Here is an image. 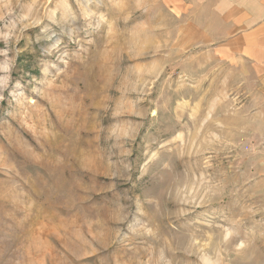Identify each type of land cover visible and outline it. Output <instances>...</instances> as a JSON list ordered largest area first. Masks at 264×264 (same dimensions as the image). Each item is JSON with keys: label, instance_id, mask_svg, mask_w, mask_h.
Returning <instances> with one entry per match:
<instances>
[{"label": "rangeland", "instance_id": "obj_1", "mask_svg": "<svg viewBox=\"0 0 264 264\" xmlns=\"http://www.w3.org/2000/svg\"><path fill=\"white\" fill-rule=\"evenodd\" d=\"M166 0H0V264H264L249 69Z\"/></svg>", "mask_w": 264, "mask_h": 264}, {"label": "crops", "instance_id": "obj_2", "mask_svg": "<svg viewBox=\"0 0 264 264\" xmlns=\"http://www.w3.org/2000/svg\"><path fill=\"white\" fill-rule=\"evenodd\" d=\"M181 17V43L211 47L249 69L264 132V0H166Z\"/></svg>", "mask_w": 264, "mask_h": 264}]
</instances>
